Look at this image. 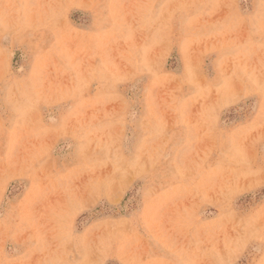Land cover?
Segmentation results:
<instances>
[{
    "label": "rangeland",
    "instance_id": "1",
    "mask_svg": "<svg viewBox=\"0 0 264 264\" xmlns=\"http://www.w3.org/2000/svg\"><path fill=\"white\" fill-rule=\"evenodd\" d=\"M0 264H264V0H0Z\"/></svg>",
    "mask_w": 264,
    "mask_h": 264
}]
</instances>
